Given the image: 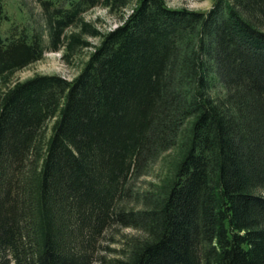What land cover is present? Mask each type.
<instances>
[{"label": "trees", "instance_id": "1", "mask_svg": "<svg viewBox=\"0 0 264 264\" xmlns=\"http://www.w3.org/2000/svg\"><path fill=\"white\" fill-rule=\"evenodd\" d=\"M133 1L43 0L48 46L0 34V264H264V0H136L107 32L82 16ZM62 46L94 47L73 79L9 85ZM117 225L142 234L108 257Z\"/></svg>", "mask_w": 264, "mask_h": 264}, {"label": "rangeland", "instance_id": "2", "mask_svg": "<svg viewBox=\"0 0 264 264\" xmlns=\"http://www.w3.org/2000/svg\"><path fill=\"white\" fill-rule=\"evenodd\" d=\"M61 3L64 0H54ZM168 5L174 8L188 7L197 11H206L210 9L214 0H166ZM136 4L134 0L130 6L124 11L116 9L110 10L103 5L89 9L82 16L85 21L92 23L101 32L110 31L123 23V15H129L132 7ZM2 8V17L0 18V34L4 37L10 36L12 32L20 33L26 29L30 32L40 31L44 35V44L48 46V19L47 13L44 11L43 0H0ZM124 12V13H123ZM78 25H72L66 30V34L79 32ZM92 44H98V37L86 35ZM94 51V47H77L73 55L67 59L65 54L67 49L62 46L59 50H49L44 54V57L31 65L16 71L11 76L9 85L14 84L19 80H26L36 74H58L68 79H73L84 67L90 53ZM214 93H222V85L217 82L214 87ZM51 123L49 124V126ZM176 155V150L172 149L165 154V157L153 165L149 174L141 177L136 181L137 188L149 187V182L155 184L165 175L170 166L172 159ZM125 205L131 206L130 203L124 202ZM141 231L131 227L115 226L111 227L107 232L104 240V245L110 247V251H105L108 257H112L118 253V248L122 247V241L126 236L141 235Z\"/></svg>", "mask_w": 264, "mask_h": 264}]
</instances>
